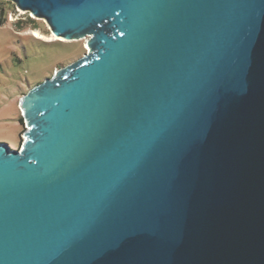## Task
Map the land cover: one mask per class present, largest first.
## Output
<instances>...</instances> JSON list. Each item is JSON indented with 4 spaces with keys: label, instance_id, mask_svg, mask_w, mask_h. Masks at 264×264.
I'll list each match as a JSON object with an SVG mask.
<instances>
[{
    "label": "water",
    "instance_id": "1",
    "mask_svg": "<svg viewBox=\"0 0 264 264\" xmlns=\"http://www.w3.org/2000/svg\"><path fill=\"white\" fill-rule=\"evenodd\" d=\"M12 1L89 51L0 143V264H264V0Z\"/></svg>",
    "mask_w": 264,
    "mask_h": 264
},
{
    "label": "rangeland",
    "instance_id": "2",
    "mask_svg": "<svg viewBox=\"0 0 264 264\" xmlns=\"http://www.w3.org/2000/svg\"><path fill=\"white\" fill-rule=\"evenodd\" d=\"M0 20V143L19 149L27 127L21 122V98L88 53V37L59 41L44 18L21 10L12 0H0Z\"/></svg>",
    "mask_w": 264,
    "mask_h": 264
},
{
    "label": "bare ground",
    "instance_id": "3",
    "mask_svg": "<svg viewBox=\"0 0 264 264\" xmlns=\"http://www.w3.org/2000/svg\"><path fill=\"white\" fill-rule=\"evenodd\" d=\"M34 33H35V35L40 36V34H39L38 31H35ZM53 34H54V33H53ZM54 35L57 36L56 34H54ZM58 37H60V36H58ZM59 40L67 41V40H66L65 38H63V37H60ZM87 46H88V45H87ZM88 48H89V47H88Z\"/></svg>",
    "mask_w": 264,
    "mask_h": 264
},
{
    "label": "trees",
    "instance_id": "4",
    "mask_svg": "<svg viewBox=\"0 0 264 264\" xmlns=\"http://www.w3.org/2000/svg\"><path fill=\"white\" fill-rule=\"evenodd\" d=\"M1 25H3V22H2V20H0V26ZM36 28V27H35ZM60 41V40H59ZM21 122H22V124L24 125V119H23V117H21ZM24 132V131H23ZM23 132H22V134H23Z\"/></svg>",
    "mask_w": 264,
    "mask_h": 264
}]
</instances>
